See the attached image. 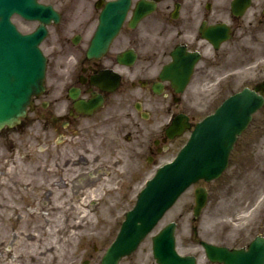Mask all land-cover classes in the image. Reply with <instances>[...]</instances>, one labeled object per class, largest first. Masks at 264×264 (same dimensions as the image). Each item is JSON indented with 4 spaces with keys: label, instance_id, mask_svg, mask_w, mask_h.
I'll list each match as a JSON object with an SVG mask.
<instances>
[{
    "label": "flooded vegetation",
    "instance_id": "flooded-vegetation-1",
    "mask_svg": "<svg viewBox=\"0 0 264 264\" xmlns=\"http://www.w3.org/2000/svg\"><path fill=\"white\" fill-rule=\"evenodd\" d=\"M76 1L72 17L87 14L78 22L80 42L74 44V36H59L53 46L43 41L45 90L32 97L19 125L0 131V229L16 230L25 219L38 228L48 214L95 210L101 197H137L143 173L185 138L169 135L172 122L200 119L209 82H217L210 93L217 101L240 85L264 96V0H134L119 35L99 55L89 54L90 43L111 0ZM146 5L150 11L132 26L137 6L143 11ZM13 21L22 34L36 28L18 15ZM179 54L191 55L185 71L198 58L183 91L184 79L163 76ZM258 113L262 118L254 116L245 131L257 138H244V132L239 140L255 153L246 172L264 179V105ZM214 189L209 193L218 202L235 192L232 183ZM255 193L263 207L251 235L264 237V181ZM238 240L225 228L218 244L233 248ZM241 240L244 245V234Z\"/></svg>",
    "mask_w": 264,
    "mask_h": 264
},
{
    "label": "water",
    "instance_id": "water-1",
    "mask_svg": "<svg viewBox=\"0 0 264 264\" xmlns=\"http://www.w3.org/2000/svg\"><path fill=\"white\" fill-rule=\"evenodd\" d=\"M8 2V0H0V51L3 50V52L11 50V44L18 40V36L15 35L17 33L10 22V16L13 11H22L20 5L23 0L19 6L7 5ZM128 3L129 0L126 4ZM30 9L32 11H28L27 15L32 18H37L40 13V19L48 23L50 18L59 20L58 14L50 6L37 5L33 0ZM21 13L25 15L24 12ZM44 14L47 15V19ZM45 32L46 30L42 28L28 37L29 42L25 44V47L28 45V49L36 51V43L45 35ZM3 72L7 74L8 79L19 75L15 65L6 66L2 72L0 70V125L12 124L23 114L31 92V87L23 83L12 86L2 83ZM24 72L25 75L22 78H35V68L31 64ZM251 97L257 99L258 107L260 100L256 95L242 93L239 97L226 101L217 114L197 126L189 144L181 151L176 161L161 168L156 178L148 184L137 207L129 213L117 241L109 249L102 264H118L121 257L135 250L140 240L155 226L188 184L200 178L208 180L216 178L221 174L228 164V156L237 135L246 127L252 112L256 110L248 103ZM201 192L200 190L197 193V213L206 201L205 193ZM154 246L161 264H196L194 257H180L176 253L172 225L154 239ZM205 247L209 257L214 261H225V264H264V256L260 257L258 242H255L253 249L248 252L241 250L231 253L227 249L208 244H205Z\"/></svg>",
    "mask_w": 264,
    "mask_h": 264
},
{
    "label": "rangeland",
    "instance_id": "rangeland-1",
    "mask_svg": "<svg viewBox=\"0 0 264 264\" xmlns=\"http://www.w3.org/2000/svg\"><path fill=\"white\" fill-rule=\"evenodd\" d=\"M54 1L67 4V2L70 0ZM65 25L66 21L64 20L58 26H54L52 28V36L48 39V42L54 43V40L56 39L54 33L56 31L60 32L61 29L65 27ZM69 32L73 34L75 31L70 30ZM206 89L208 91H215V86L210 85L209 83L206 86ZM215 102L216 100L209 96L206 102L207 109L212 108ZM260 115L262 118V114ZM255 159V153L253 150L245 149V147L242 145L237 146L231 155V163L228 169L229 172H231L233 169H240H238L240 174L236 178L237 190L235 196L233 198L221 199L220 202H217V198H211L202 215L203 219L201 221H194L192 209L195 203V187H191L186 193L182 195L176 205L167 213L166 217L162 220L152 235L168 222L176 221L178 223L177 234L180 250L182 252H196L200 250L202 253L201 248L196 246L198 244L194 242V235L196 237H200V234H202L203 237H206L208 240H219V233L221 229L224 228L223 224H227L228 222L229 225L231 224L230 226H232L230 230L233 236L247 228L248 229L246 232L249 233V227L252 223V216L250 217L249 215V207L255 205L258 202L259 198H256L257 193H255L257 189V183H261L264 181V179L262 176L254 178L252 173V176L247 174L242 176L243 171L241 172V170H244L245 168L246 171V167L253 165L255 163ZM151 168H153V166ZM153 173L154 171H152L151 174L153 175ZM144 177L141 178L140 181H142ZM243 182H249V186L248 184H243ZM200 183L202 184V182ZM219 183L223 185L229 182L227 178L224 177V179H222ZM242 184L245 186L242 187ZM209 186L213 188L214 184L211 183ZM138 190L140 189L138 188ZM254 193L255 195L253 196ZM250 196L251 198H247ZM120 198V204H117L119 205L118 209L115 212H111V214L109 212H105L106 216L103 217L99 225H96L97 216H93V224L91 227L86 225L83 229H81L78 224L77 229L73 230L72 226H75V222H78L81 219V215L78 217V213H69L71 216H69L68 221V217L63 215L62 221L57 227L47 226L44 229L36 231L31 225H26L28 221L25 219L21 226H16L18 228L16 230H7L6 228L0 229V264H83L88 256H86L85 249L88 248L92 251L94 245H96L98 248L93 253L91 258H89L90 262L88 264H99L101 257L105 254L107 248L115 239L126 212L131 209L135 203V198ZM235 198L236 202L238 203L243 200L245 203H247L245 204V210L242 211L240 209H235L237 207ZM109 201L110 200L108 199L107 203H109ZM250 201L254 202L248 203ZM102 206H104V203H102ZM218 206L221 208L219 212ZM233 211H237V215L241 216L240 221L237 223H234V221H231L229 218L230 215L233 214ZM95 212L97 213V210ZM75 218L76 221H74ZM83 223L85 224L86 221L84 220ZM12 233H15V236L13 235L12 238H10ZM82 235H85L84 240ZM53 241L55 242L53 243ZM193 242L196 245L193 244ZM47 246L53 247V252L51 254L52 257L49 260H47L45 257H42L44 260L38 261V254L36 252L37 249L44 251ZM200 257V264H204L205 258L203 256ZM138 261L140 264H156L152 252L151 237H149L141 245L138 252H136L133 256L122 260L121 264H138Z\"/></svg>",
    "mask_w": 264,
    "mask_h": 264
},
{
    "label": "bare ground",
    "instance_id": "bare-ground-1",
    "mask_svg": "<svg viewBox=\"0 0 264 264\" xmlns=\"http://www.w3.org/2000/svg\"><path fill=\"white\" fill-rule=\"evenodd\" d=\"M75 3H77V1L75 2ZM86 16H87V14H78L77 15V13H76V16H73L70 20H71V22L72 23H77V22H80V21H82V20H84L85 18H86ZM51 234H53V233H51ZM74 234V233H73ZM55 241H53V243H54ZM52 243V244H53ZM37 260L39 261H41V260H44L42 257H45L47 260H49L51 257H52V252H53V247H51V246H47L46 248H45V250L44 251H40L39 249H37Z\"/></svg>",
    "mask_w": 264,
    "mask_h": 264
}]
</instances>
